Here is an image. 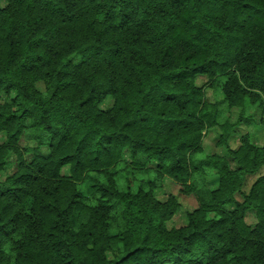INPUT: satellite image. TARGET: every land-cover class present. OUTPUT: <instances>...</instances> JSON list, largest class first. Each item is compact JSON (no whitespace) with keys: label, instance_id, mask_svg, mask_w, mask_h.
<instances>
[{"label":"trees","instance_id":"trees-1","mask_svg":"<svg viewBox=\"0 0 264 264\" xmlns=\"http://www.w3.org/2000/svg\"><path fill=\"white\" fill-rule=\"evenodd\" d=\"M257 124L264 0H0V264H264Z\"/></svg>","mask_w":264,"mask_h":264},{"label":"rangeland","instance_id":"rangeland-1","mask_svg":"<svg viewBox=\"0 0 264 264\" xmlns=\"http://www.w3.org/2000/svg\"><path fill=\"white\" fill-rule=\"evenodd\" d=\"M202 76L199 77V80L201 83L203 81ZM206 97L208 99H214V94H212V92L207 89L206 90ZM108 104V99L105 100V102L103 103V106H106ZM250 111H254V110H250ZM237 114V111L235 110L234 112H231V116L234 117V115ZM258 114H256V118L258 119ZM241 131V132H250V136L251 139L256 142L257 144L260 145H264V127L262 125H252V126H241L240 128H238L237 131ZM237 135V134H236ZM234 133L232 134V136L230 137L231 140L230 145L231 147H234L237 144V136ZM214 133L213 131H207V134L204 136L202 145L205 148V151H207L208 153L210 152H219V147L216 145L215 140L213 139L214 137ZM260 172H262V169L260 170ZM255 176H248L245 184L243 186V189L246 190L248 189V187L250 186V184L252 183V181L254 180ZM204 184L206 185V187L208 188H213L217 185V175L215 174H209L206 175L205 177V182ZM180 186L175 183V182H171L170 180L166 181V186L164 188V190L166 192H172L174 194H177L179 197V200L181 202V209L180 211L174 216L173 220L169 222L170 225H180L185 221V213L187 210L192 209L194 206H196V200L194 198L193 195H186L184 192L179 191ZM163 197V196H162ZM236 198L239 199L240 196L237 194ZM245 220L247 223L249 224H253V222L255 221V217H254V212L248 210V212L246 213L245 216Z\"/></svg>","mask_w":264,"mask_h":264}]
</instances>
